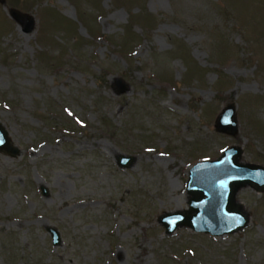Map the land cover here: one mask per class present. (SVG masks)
Wrapping results in <instances>:
<instances>
[{
  "label": "rangeland",
  "instance_id": "rangeland-1",
  "mask_svg": "<svg viewBox=\"0 0 264 264\" xmlns=\"http://www.w3.org/2000/svg\"><path fill=\"white\" fill-rule=\"evenodd\" d=\"M4 2L0 123L20 154L0 151V264H264V191L238 188L232 234L160 223L192 214L196 163L237 146L264 166V0ZM229 106L234 135L216 129Z\"/></svg>",
  "mask_w": 264,
  "mask_h": 264
},
{
  "label": "water",
  "instance_id": "water-1",
  "mask_svg": "<svg viewBox=\"0 0 264 264\" xmlns=\"http://www.w3.org/2000/svg\"><path fill=\"white\" fill-rule=\"evenodd\" d=\"M5 3L4 0H0ZM11 17L22 26V31L30 33L34 29V19L24 13L12 9ZM119 84H121L119 82ZM122 86V85H121ZM216 129L221 133L236 134L238 122L233 106L223 110L216 121ZM0 151L13 157L20 154V149L13 145L6 128L0 123ZM243 149L233 146L225 149L217 160H205L196 163L190 169L187 191L192 197L190 206L192 213L168 214L160 219L167 234L179 227H189L196 233L223 236L243 229L249 222L248 215L236 203L238 188L250 186L257 191H264V166L242 163L240 158ZM133 157L122 156L119 165L128 168ZM42 194L48 196V190L42 187ZM54 245L62 241L59 231L48 227Z\"/></svg>",
  "mask_w": 264,
  "mask_h": 264
},
{
  "label": "trees",
  "instance_id": "trees-1",
  "mask_svg": "<svg viewBox=\"0 0 264 264\" xmlns=\"http://www.w3.org/2000/svg\"><path fill=\"white\" fill-rule=\"evenodd\" d=\"M149 17V16H148ZM152 20H153V22L154 21H156L155 20V18H152V17H150ZM134 23H133V25H132V27H134ZM144 27H145V29L148 31V28L149 29H151L153 26H151V27H149V25H144ZM128 28V27H127ZM126 28V29H127ZM90 30V29H89ZM88 30V31H89ZM89 34L91 35V36H94V34H93V32L90 30L89 31ZM128 36L127 37V39L128 40H130L131 39V43L132 44H134V42H136V43H138V42H140V40H141V35L140 34H138V33H136V32H134L133 31V28L132 29H130V28H128L125 32H124V36ZM139 40V41H138ZM130 42V41H129ZM122 48H123V53L124 54H127V52H129L130 50H129V48H128V46H126L125 44L122 46ZM131 52H132V50L129 52V54H131ZM57 66V65H56ZM59 67V66H58ZM58 67H56V68H58Z\"/></svg>",
  "mask_w": 264,
  "mask_h": 264
},
{
  "label": "bare ground",
  "instance_id": "bare-ground-1",
  "mask_svg": "<svg viewBox=\"0 0 264 264\" xmlns=\"http://www.w3.org/2000/svg\"><path fill=\"white\" fill-rule=\"evenodd\" d=\"M190 197V195H188Z\"/></svg>",
  "mask_w": 264,
  "mask_h": 264
}]
</instances>
